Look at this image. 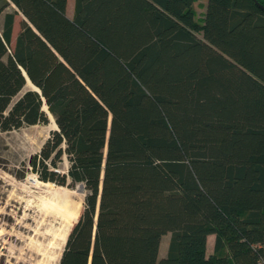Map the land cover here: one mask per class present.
Wrapping results in <instances>:
<instances>
[{
    "label": "trees",
    "instance_id": "trees-1",
    "mask_svg": "<svg viewBox=\"0 0 264 264\" xmlns=\"http://www.w3.org/2000/svg\"><path fill=\"white\" fill-rule=\"evenodd\" d=\"M198 1L0 0V133L52 116L31 170L86 193L59 264H264V0Z\"/></svg>",
    "mask_w": 264,
    "mask_h": 264
},
{
    "label": "rangeland",
    "instance_id": "rangeland-1",
    "mask_svg": "<svg viewBox=\"0 0 264 264\" xmlns=\"http://www.w3.org/2000/svg\"><path fill=\"white\" fill-rule=\"evenodd\" d=\"M207 0L194 4L199 25ZM74 8H69V14ZM10 5L0 16L3 32L5 16L14 14L10 49L21 31L24 16ZM199 35V34H198ZM201 38V35H199ZM34 89L28 83L21 95ZM47 111V107H44ZM50 116L48 125L24 127L0 133V264H59L72 227L79 219L86 193L41 182L29 165L44 143L56 130ZM69 162L64 157L59 166L67 173ZM171 234L163 237L159 259L167 255Z\"/></svg>",
    "mask_w": 264,
    "mask_h": 264
},
{
    "label": "crops",
    "instance_id": "crops-1",
    "mask_svg": "<svg viewBox=\"0 0 264 264\" xmlns=\"http://www.w3.org/2000/svg\"><path fill=\"white\" fill-rule=\"evenodd\" d=\"M67 4L68 5H67V12H66V14H67V16H68L69 19H73L74 13H75L76 0H68V3ZM204 4H206V2H204ZM71 5H72V8H74V10L72 11L71 14H69V8H70ZM16 40H17V38H16ZM215 240H216V237L214 235H211V236L208 237V244H207V255L208 256H211L213 254V252H214Z\"/></svg>",
    "mask_w": 264,
    "mask_h": 264
},
{
    "label": "water",
    "instance_id": "water-1",
    "mask_svg": "<svg viewBox=\"0 0 264 264\" xmlns=\"http://www.w3.org/2000/svg\"><path fill=\"white\" fill-rule=\"evenodd\" d=\"M256 2V4L263 9V7L258 3L257 0H254ZM80 191H83L84 190V187L81 186V188H79Z\"/></svg>",
    "mask_w": 264,
    "mask_h": 264
},
{
    "label": "bare ground",
    "instance_id": "bare-ground-1",
    "mask_svg": "<svg viewBox=\"0 0 264 264\" xmlns=\"http://www.w3.org/2000/svg\"><path fill=\"white\" fill-rule=\"evenodd\" d=\"M55 125V128L57 129V126H56V124H54Z\"/></svg>",
    "mask_w": 264,
    "mask_h": 264
}]
</instances>
